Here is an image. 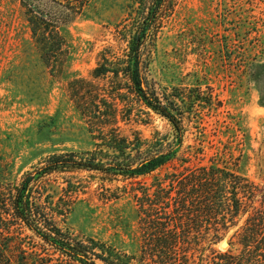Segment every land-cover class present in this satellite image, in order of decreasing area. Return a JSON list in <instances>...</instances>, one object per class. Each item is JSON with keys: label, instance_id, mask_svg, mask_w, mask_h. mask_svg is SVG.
Here are the masks:
<instances>
[{"label": "rangeland", "instance_id": "obj_1", "mask_svg": "<svg viewBox=\"0 0 264 264\" xmlns=\"http://www.w3.org/2000/svg\"><path fill=\"white\" fill-rule=\"evenodd\" d=\"M139 2L80 0L76 11L58 6L70 16L61 28L70 53L63 72L54 76L32 40L24 5L48 11L53 0H0V264H80L15 218L11 202L25 175L51 155L95 149L96 140L75 108L68 84L76 78L106 83L104 78L94 80L92 71L104 57L124 58L129 40L124 23L130 13L136 14ZM161 15L147 48L148 78L159 89L201 86L207 91L209 85L220 104L184 121L179 154L191 157V163L174 160L137 178L136 186L152 188L183 166L210 164L212 157L235 168L233 157H240L236 167L262 187L264 0H168ZM134 106L130 121L119 123L125 135L138 130L148 139L172 136L168 120ZM125 185L130 188V180L66 170L42 177L35 191L65 232L139 254L142 233L135 200L130 195L110 197ZM219 244L216 248L222 250Z\"/></svg>", "mask_w": 264, "mask_h": 264}, {"label": "trees", "instance_id": "obj_2", "mask_svg": "<svg viewBox=\"0 0 264 264\" xmlns=\"http://www.w3.org/2000/svg\"><path fill=\"white\" fill-rule=\"evenodd\" d=\"M65 1L53 0L55 5L48 11L24 4L32 40L54 76L63 72L70 53L61 29L70 16L58 6L76 11L80 0ZM167 1L140 0L136 14H129L123 27L129 34L124 58L114 61L104 57L92 71L93 79L104 78L105 84L84 78L69 82V94L96 140L95 149L81 155H51L28 172L12 198L13 214L45 243L80 264H264V185L260 187L239 171L236 166L240 157H233L235 168L221 165L212 157L210 164L183 166L152 188L136 186L140 185L137 178L174 160L191 163V157L180 158L179 154L184 143V121L220 104L209 85L207 91L201 86L187 91L159 89L148 78L147 48ZM135 104L168 120L172 136L148 139L138 130L125 135L119 123L130 121ZM138 111L143 113L142 109ZM66 170L95 171L110 181L130 180V188L117 187L110 197L130 195L135 200L142 233L139 254H127L94 238L79 240L46 213L43 196L35 191L36 182L47 174ZM226 238L229 248L217 249L216 245Z\"/></svg>", "mask_w": 264, "mask_h": 264}, {"label": "water", "instance_id": "obj_3", "mask_svg": "<svg viewBox=\"0 0 264 264\" xmlns=\"http://www.w3.org/2000/svg\"><path fill=\"white\" fill-rule=\"evenodd\" d=\"M229 246H230V245H229V242H228L227 239L222 240V241L220 242V244H219V247H220V249H222V250H226V249H228Z\"/></svg>", "mask_w": 264, "mask_h": 264}]
</instances>
